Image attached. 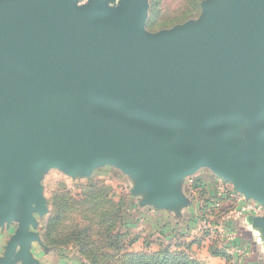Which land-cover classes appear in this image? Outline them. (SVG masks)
<instances>
[{
  "label": "water",
  "instance_id": "obj_1",
  "mask_svg": "<svg viewBox=\"0 0 264 264\" xmlns=\"http://www.w3.org/2000/svg\"><path fill=\"white\" fill-rule=\"evenodd\" d=\"M148 8L0 0V232L16 227L0 264L46 249L50 170L114 166L144 205L177 213L181 184L207 168L264 205V0H204L157 32Z\"/></svg>",
  "mask_w": 264,
  "mask_h": 264
},
{
  "label": "rangeland",
  "instance_id": "obj_2",
  "mask_svg": "<svg viewBox=\"0 0 264 264\" xmlns=\"http://www.w3.org/2000/svg\"><path fill=\"white\" fill-rule=\"evenodd\" d=\"M202 1L158 0V10L154 12L148 0L146 29L157 32L197 19ZM205 171L210 170L202 168L198 175ZM41 182L47 213L38 218L41 226L37 231L41 237L42 226L50 217V227L44 234L48 246L42 244L69 262L67 264L196 261V253L180 242L187 235L177 227V220L162 209L144 205L142 196L132 191V181L116 167L99 166L86 178H70L58 170H50L42 176ZM173 225L176 228H171ZM15 228L5 232V240L1 239L0 245ZM190 228L194 230L195 226Z\"/></svg>",
  "mask_w": 264,
  "mask_h": 264
},
{
  "label": "crops",
  "instance_id": "obj_3",
  "mask_svg": "<svg viewBox=\"0 0 264 264\" xmlns=\"http://www.w3.org/2000/svg\"><path fill=\"white\" fill-rule=\"evenodd\" d=\"M200 175L202 176L200 177ZM226 183L211 171H205L199 175L196 172L181 184L186 204L177 212L179 214L177 215V213L168 210L162 211L177 220V227H181L182 232L187 235L180 239V242L184 243V246L190 245L192 252L196 253L194 258L200 264H230L235 246L243 252L241 264H264V227L256 217L246 216L230 224V229L235 235L233 242L225 241L218 234L203 236L199 232L202 220L235 207V200L229 194L230 190ZM41 185L43 186L42 182ZM217 200L219 206H215ZM189 223L195 226L194 230H191L190 227L192 226H189ZM39 226H41L40 223ZM171 228L174 229L176 226L173 225ZM8 231H11V229ZM5 234V231L0 232V240H5ZM10 236L9 234L7 240L0 245V257L4 253L6 242ZM45 248L42 249L37 243L32 244L30 253L36 264L69 263L47 249V247Z\"/></svg>",
  "mask_w": 264,
  "mask_h": 264
},
{
  "label": "built area",
  "instance_id": "obj_4",
  "mask_svg": "<svg viewBox=\"0 0 264 264\" xmlns=\"http://www.w3.org/2000/svg\"><path fill=\"white\" fill-rule=\"evenodd\" d=\"M88 0H76L78 6L85 5ZM229 188V194L235 200V207L231 210L223 211L216 216L207 217V219L201 221V228L199 232L201 235L207 234H218L227 242H233L235 235L230 229V224L243 217H263L264 216V205L245 199L241 194L234 191L230 183H226ZM215 206H219V201H215ZM209 214V213H207ZM195 238V237H194ZM233 258L230 264H241L243 259V252L237 246L233 249Z\"/></svg>",
  "mask_w": 264,
  "mask_h": 264
},
{
  "label": "trees",
  "instance_id": "obj_5",
  "mask_svg": "<svg viewBox=\"0 0 264 264\" xmlns=\"http://www.w3.org/2000/svg\"><path fill=\"white\" fill-rule=\"evenodd\" d=\"M151 6H152V11H154V12H157V5H158V0H151ZM147 23H149V22H147ZM148 25V24H147ZM50 217L49 218H47L46 219V221L44 222V225L42 226V230H44V234H45V232H47L48 231V228L50 227L49 225H50ZM44 234L41 236V240H42V243L44 244V245H46V246H48V243H46L45 242V236H44ZM197 242V241H196ZM186 246H190V245H186ZM214 254V253H213ZM185 259H187V258H185ZM192 259V258H191ZM186 261V264L187 263H189V264H200L199 262H197V261H189V259H187V260H185Z\"/></svg>",
  "mask_w": 264,
  "mask_h": 264
}]
</instances>
